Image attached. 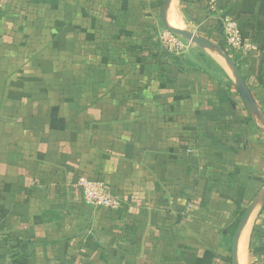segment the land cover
I'll return each mask as SVG.
<instances>
[{
  "label": "crops",
  "instance_id": "1",
  "mask_svg": "<svg viewBox=\"0 0 264 264\" xmlns=\"http://www.w3.org/2000/svg\"><path fill=\"white\" fill-rule=\"evenodd\" d=\"M163 4L0 0V264H232L252 203L264 264V0L166 7L227 50L253 110L216 50L167 49ZM229 19L252 49L228 50ZM83 179L119 207L84 204Z\"/></svg>",
  "mask_w": 264,
  "mask_h": 264
},
{
  "label": "built area",
  "instance_id": "2",
  "mask_svg": "<svg viewBox=\"0 0 264 264\" xmlns=\"http://www.w3.org/2000/svg\"><path fill=\"white\" fill-rule=\"evenodd\" d=\"M223 31L228 50L243 53L253 48L245 42L234 20H226ZM161 40L169 51L181 52L183 49L182 41L177 36L165 34ZM79 184L82 188L83 202L87 206L107 211H113L119 207L118 199L102 181L83 179Z\"/></svg>",
  "mask_w": 264,
  "mask_h": 264
},
{
  "label": "water",
  "instance_id": "3",
  "mask_svg": "<svg viewBox=\"0 0 264 264\" xmlns=\"http://www.w3.org/2000/svg\"><path fill=\"white\" fill-rule=\"evenodd\" d=\"M170 1L171 0H164V4H163L162 10H161V22H162L163 28L167 32H170L176 36L183 38L184 40L191 42L192 44H194L198 48H201V49L210 48V49L216 50V52L224 60L226 66L229 68V70H230V72L234 78V85H235V88H236L239 96L241 97V99L243 100V102L245 103L247 108H249L250 110H253L255 107V101H254L251 93L249 92L247 86L245 85L244 80L240 76V73L237 69V66L235 65L233 60L228 56V54L222 52L217 46L212 44L207 39L200 37V36H196L195 34L190 33L186 30L174 28L167 23L166 7ZM260 200L264 203V192L262 193ZM253 208H254V203L250 204V206L246 210L245 214L243 215V217H242V219H241V221H240V223L236 229V232L234 235V240H233V245H232V264H237L236 258H235V253L237 250L238 239H239V236H240L244 226L246 225V223L250 217L251 212L253 211Z\"/></svg>",
  "mask_w": 264,
  "mask_h": 264
},
{
  "label": "bare ground",
  "instance_id": "4",
  "mask_svg": "<svg viewBox=\"0 0 264 264\" xmlns=\"http://www.w3.org/2000/svg\"><path fill=\"white\" fill-rule=\"evenodd\" d=\"M174 2L171 5L170 9H169V23L170 25H173V17L175 15V8L174 7ZM167 16V17H168ZM174 26V25H173ZM251 221L252 219L249 218L248 222L246 223V225L244 226L241 235L239 236V242H238V250H237V262L238 264H246V250H247V242H248V238H249V232H250V226H251Z\"/></svg>",
  "mask_w": 264,
  "mask_h": 264
},
{
  "label": "rangeland",
  "instance_id": "5",
  "mask_svg": "<svg viewBox=\"0 0 264 264\" xmlns=\"http://www.w3.org/2000/svg\"><path fill=\"white\" fill-rule=\"evenodd\" d=\"M208 14L211 16L212 15V12H209ZM176 17H177V20H176L177 21V24L175 25V28H180V29H183V30H185V29H192L191 27L185 26L184 24L181 23V21H180V14L178 12H176ZM163 32H166V31H163ZM251 219H252V221H251V226L250 227H252L254 224H257L258 223V220H256L255 212H254V214H252Z\"/></svg>",
  "mask_w": 264,
  "mask_h": 264
},
{
  "label": "trees",
  "instance_id": "6",
  "mask_svg": "<svg viewBox=\"0 0 264 264\" xmlns=\"http://www.w3.org/2000/svg\"><path fill=\"white\" fill-rule=\"evenodd\" d=\"M217 47H218L222 52L228 54L227 50H225V49L222 47V45H219V44H218ZM249 256H250V252H249Z\"/></svg>",
  "mask_w": 264,
  "mask_h": 264
}]
</instances>
